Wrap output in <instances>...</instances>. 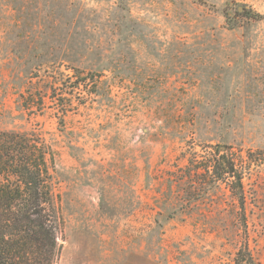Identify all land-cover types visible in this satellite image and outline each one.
<instances>
[{"label":"rangeland","instance_id":"374dc122","mask_svg":"<svg viewBox=\"0 0 264 264\" xmlns=\"http://www.w3.org/2000/svg\"><path fill=\"white\" fill-rule=\"evenodd\" d=\"M1 132L53 150L56 264H264V166L240 221L196 175L264 151V0H0Z\"/></svg>","mask_w":264,"mask_h":264},{"label":"trees","instance_id":"16d2710c","mask_svg":"<svg viewBox=\"0 0 264 264\" xmlns=\"http://www.w3.org/2000/svg\"><path fill=\"white\" fill-rule=\"evenodd\" d=\"M29 100L38 109L44 105L34 95ZM231 151L217 146L204 172L196 175L204 186L221 182L229 187L240 221L246 214L245 179L252 167L264 166V151L249 152L247 159ZM52 158V148L37 132L0 133V264H56L59 258L63 225L53 192ZM187 170L200 168L191 161Z\"/></svg>","mask_w":264,"mask_h":264},{"label":"water","instance_id":"95a60500","mask_svg":"<svg viewBox=\"0 0 264 264\" xmlns=\"http://www.w3.org/2000/svg\"><path fill=\"white\" fill-rule=\"evenodd\" d=\"M243 11H244V9H243V8H240V9H239V12H240V13H242Z\"/></svg>","mask_w":264,"mask_h":264}]
</instances>
